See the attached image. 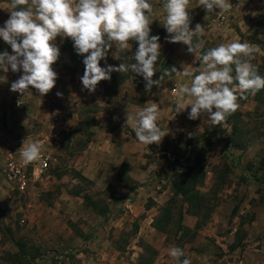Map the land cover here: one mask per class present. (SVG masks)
I'll return each mask as SVG.
<instances>
[{
	"label": "rangeland",
	"instance_id": "1",
	"mask_svg": "<svg viewBox=\"0 0 264 264\" xmlns=\"http://www.w3.org/2000/svg\"><path fill=\"white\" fill-rule=\"evenodd\" d=\"M2 1L10 3V0ZM229 2L233 8L223 12L227 15L226 20L220 23L214 21L219 9L208 13L203 6H199L198 0H189L190 29L194 31L197 24L205 28L202 36L193 38V44L202 42V48L195 53L201 56L221 43L249 42L259 46L260 51L253 54L251 63L258 69V74L264 76V0ZM30 3L31 0L29 5L22 7H28ZM160 13L155 18L161 19ZM149 27L150 37L160 38L157 62L164 60L167 69H177V63L181 64L187 58L179 51L180 43L168 42L170 38L167 36L165 39V34L161 32L164 26L150 23ZM61 40L57 36L53 43L59 45ZM130 42L128 49L117 51L115 46L109 49L102 64L115 66L114 59L118 55L121 56L120 63H137L130 58L135 56L138 42ZM52 68L57 73L54 88L41 97L37 90L30 87L32 96L20 94L22 105L19 107L10 88L23 75V70L1 73L0 127L18 145H23L26 138L29 142L39 141L41 151L50 154V162L49 168L33 178L24 193H19L3 177L4 150H0V231L3 228L2 238L6 242L0 249V264H180L188 257H226L223 264H231L233 259L230 257L241 254H233L232 248L246 246L249 234L256 236L255 243L258 245L255 248H262L264 91L261 97H257L256 93L254 96L250 94L247 100L239 99L240 107L227 118L223 127L210 126L207 116L202 114L197 119L201 130L194 132L195 138H187L179 132L161 147L146 145L140 152L145 160L140 164L142 181L152 180L153 184L155 182L168 189L164 195L166 202L158 208L151 230L149 225L132 220L128 206L133 203V194L124 203L111 184L104 182L97 186L81 180L71 158L83 148L89 136L82 132L87 117L92 118L90 122L97 127L112 124L118 128L127 127L125 132L129 130L124 120L117 116V107L139 108L145 102L146 81L135 73L112 72L111 76L122 80L121 83L117 81L120 99L107 100L103 99L102 88L111 87L110 80L102 81L103 85L98 84L95 92L90 93L83 88L82 82L77 86L73 85V80L69 82L68 76L75 79L76 75L63 69L56 71L54 65ZM195 71L192 70L193 75L198 73ZM155 73L156 80H159L163 69L157 66ZM172 86L173 80L164 78L152 88L165 89L168 94ZM57 93L62 95L58 97ZM135 93L136 96H133ZM238 93L237 90L236 94L240 96L241 93ZM168 106L176 108L170 102ZM184 119L191 121L186 123L187 128L196 121ZM93 127L89 129L90 133ZM164 147L171 157L156 155ZM148 148L150 151L146 153ZM154 161L157 163L154 164ZM151 165L154 167L150 168ZM129 168H123L122 174L127 178ZM182 175H185L186 182H196L187 197L174 195L172 187L176 177ZM61 176H65L63 184L57 181ZM121 185L132 189L137 183L125 180ZM83 195L96 201L97 209L85 204ZM188 196L198 200L201 203L199 211L208 215L196 217L189 213ZM173 198L171 215L160 222V229H155V218ZM155 204L150 196L145 198L140 208L150 209ZM103 208L106 213L99 216ZM197 222L199 228L195 227ZM172 247L183 250L184 256L179 261L169 254Z\"/></svg>",
	"mask_w": 264,
	"mask_h": 264
},
{
	"label": "clouds",
	"instance_id": "2",
	"mask_svg": "<svg viewBox=\"0 0 264 264\" xmlns=\"http://www.w3.org/2000/svg\"><path fill=\"white\" fill-rule=\"evenodd\" d=\"M198 4L208 13L219 9L218 15L233 8L229 0H198ZM24 5H29V0H10V17L0 28V38L14 53L0 54V69L7 72L10 66L12 72L23 70V75L10 88L23 96H32L30 87L41 97L54 88L57 73L52 65L60 55L53 43L57 36L71 38L78 54H88L83 60L85 71L81 82L90 93L95 92L99 82L110 80L112 72L140 75L148 90L174 73L192 77L190 83H182L173 90L178 110L191 106L188 119L196 120L205 114L210 126L223 127L240 107L238 100L247 98L245 93L254 96L264 89V76L251 63L253 54L260 49L249 42L221 43L207 50L200 56L198 74L172 67L164 69L160 79L154 81V64L160 56L161 45L159 36L150 37L152 5L148 0H31L30 6ZM188 5L189 0H166L163 26L170 36L168 42H182L194 53L202 48V42L193 44V38L202 36L205 28L197 24L194 31L190 29ZM129 41L138 42V50L130 58L137 63L100 66L101 60L106 61L109 49L113 46L117 51L128 49ZM61 95L57 93L58 97ZM159 110L156 103L150 102L135 112L127 111L126 124L131 126L138 142L147 146L159 144L166 135L156 123ZM19 152L24 164L37 161L41 144L26 138ZM169 254L177 261L184 256L179 247L170 248ZM180 264H191V261L185 258Z\"/></svg>",
	"mask_w": 264,
	"mask_h": 264
},
{
	"label": "crops",
	"instance_id": "3",
	"mask_svg": "<svg viewBox=\"0 0 264 264\" xmlns=\"http://www.w3.org/2000/svg\"><path fill=\"white\" fill-rule=\"evenodd\" d=\"M148 2L152 5V13L149 14V23H152L154 26L157 27L163 26L166 16V13L163 10V5L166 2V0H148ZM9 4L10 3L7 1L0 0V28L4 26L5 21H7L10 17L11 9L9 8ZM161 10L162 13H160ZM159 13L161 15V19L155 18V16ZM211 23L215 26V22L213 20H211ZM216 26L218 25L216 24ZM161 32L165 34V39L166 36L170 38L166 29L164 28L161 29ZM65 38L66 37H61L62 39L61 42L59 43V45H56L59 48V52H60L57 62L53 64L56 71L58 69L61 70L63 69L64 72H67L63 67L65 60L69 58V54L67 52H64L62 49ZM175 44H179V43H175ZM179 48H180L179 51H181L184 55H187V58H185L186 61H184L183 63L181 64L177 63L178 65L177 71H183V70L190 72H192V70L198 71L200 67V56H198V53L195 52L190 53L188 51V48H186V45L183 44L182 42L180 43ZM9 54L10 55L14 54L12 52L11 46L9 48ZM114 60L116 64L114 67H118L119 63L121 62V56L118 55ZM157 61L154 64L155 69L157 66H160L163 70L167 69L166 66H164V62H165L164 60L160 63H158ZM100 66L107 67L108 65L101 64ZM8 71H12L10 66L8 68ZM2 72H4L3 69H0V79L2 77L1 76ZM74 75H76L75 79H73L72 76H68L69 82L73 80V85L77 86L79 83H81L82 74L76 73ZM165 78L168 81L173 80V86L169 90L170 92L167 94L165 93L166 92L165 89L164 90H160V89L156 90L153 88H151L150 90L147 89L146 90L147 92L143 94V98L145 99L144 100L145 102H143V104L139 106V108H142L145 107L148 103L152 102V103H156L160 109L156 123L162 130H164L166 135L162 138L159 144L154 143L155 146H159V147H161L166 140L175 138L176 134L179 132H183V135L187 138H191V137L195 138L194 132H196V130L198 129L201 130L200 122H197V119L196 121L194 120L195 122H193L194 123L193 126L189 125L188 128L185 127V125L187 126L186 123L188 122L191 123V121H185L184 119V117L188 118L189 113L191 111V106H188L185 109L179 108L178 110V101L173 92V90L178 85L182 83H190L191 77H182L179 73H174L171 77L166 76ZM152 79L156 81L155 76ZM118 82L121 83L122 80H118ZM110 83L112 84V82ZM99 84L103 85V82L101 81L99 82ZM102 91H103V99L108 100L110 98L112 99L119 98L118 97L119 91L117 92V90L115 93L111 94L107 92V87L106 88L103 87ZM136 94L137 93L133 94V96H136ZM164 97L165 100L163 99ZM168 102L176 105L175 110L169 108ZM117 108H118L116 111L117 116H119L120 119L124 120V125L128 126L129 130L125 132V129H127V127H125V129L121 127L118 128L115 127V125H112L111 123H110L111 125H103L101 127H97L98 126L97 125L93 127V130L91 131L92 134L86 138L88 142H86V144L83 146V148H81V150L78 153H76L75 155L73 154L71 158H73V161H75V168L79 170L80 174L84 178H86L91 183L96 184L97 186L100 183H104V182H106L107 184H111L117 190L118 192L117 196H119L120 198L122 197L124 199V203H126V201H129L128 199L129 195L133 194L131 195V197L133 198V203L130 204V206H128L129 212L132 214V220L133 221L138 220V222L141 225H149L150 229L153 230V228L151 227V223L153 221V218L157 215L158 208L160 206H163L164 203L166 202V197H164V195L168 192V189L166 190V188L156 185L155 182L153 184L152 180L147 182L142 181V176H141L142 170H140L141 169L140 164L143 163L145 160L143 159L142 154L140 152L143 151L144 148H146L145 147L146 145L138 142L131 126L126 124L127 111L135 112L139 108L136 109H125L122 107H117ZM182 114L184 117L183 116L181 117ZM202 132H204V129L202 130ZM189 133L192 134L191 137L189 136ZM10 137L11 135L9 133L6 134V130L0 127V150H5L8 148L15 149L16 147L21 148L23 146L22 144L18 145V143L12 142ZM149 151L150 150L148 148L146 150V153H148ZM160 154L162 155L167 154L168 157H171L170 152H167L165 147L163 149L161 148L156 155L158 156ZM155 163L157 162L154 161V164ZM123 167H126V170L130 167L129 172L127 173L128 177L131 181L137 183V186H134L132 189L121 185V182L119 180V171ZM153 167H154L153 165L150 166V168ZM64 177L65 176H63L62 178H60V180L57 181H59L60 184H63ZM150 196L152 197V200H154V202L156 203L155 207H152L150 209L140 208V204L144 203L145 198H148ZM261 230H264V228H261ZM1 231H0V249H2L3 244L6 243L4 242L5 240L2 238L3 228ZM252 235L253 234H249V236L246 238L245 240V243H247L246 246L244 247L242 246L240 248L236 246L235 248H232L233 254L237 255L238 252L241 254L239 257H230L233 259V262H231V264L232 263L233 264H264V243L263 245H261L262 248H255L256 245H258V243H255L256 236H252ZM11 241L13 242L12 239ZM224 258L226 257H191V258L188 257L187 259L191 261V264H223L225 262Z\"/></svg>",
	"mask_w": 264,
	"mask_h": 264
},
{
	"label": "trees",
	"instance_id": "4",
	"mask_svg": "<svg viewBox=\"0 0 264 264\" xmlns=\"http://www.w3.org/2000/svg\"><path fill=\"white\" fill-rule=\"evenodd\" d=\"M9 48L10 45H8L5 41H3L2 38H0V54H3L4 52L9 53ZM64 52H67L69 54V58L65 60V63L63 65L64 69L70 73L71 75H74L76 73H81L82 76L84 75V71H85V65L83 63V60L85 59V57L88 54H84V55H80L77 53V51L74 48V42L71 40V38L66 37L63 47H62ZM103 63V60L100 61V65ZM261 69V68H260ZM119 79L115 76H111V82L112 84L110 85L111 87L107 88V92L108 93H115L118 87V81ZM111 88V89H109ZM264 89H261L259 92H257V97H261L263 94ZM244 95L247 96V98L245 100L248 99V96L250 94L245 93ZM255 100L256 97H255ZM90 120H92V118L89 119V117L85 118L84 121L85 124L82 126V132L85 134H89V136L92 134L90 133V128L93 127L95 124L91 123ZM96 126V125H95ZM86 142H88V140H85V144ZM84 144V145H85ZM124 168V167H123ZM123 168L119 171V180L121 182H125V180L129 181V177H125L123 176ZM192 169V168H191ZM190 169V170H191ZM79 178L83 181H86L87 183L89 182L86 178H84L80 173ZM183 176V177H182ZM181 177H176V181L173 182L172 187L174 190V195H182L184 197H187V195L192 191L191 188L193 186L196 185V182L193 180V183H190L191 180H187L188 182L185 181V175H182ZM190 199H187L188 205H189V213H192L193 215L197 216H204V215H208V213H203L201 212V210L199 211V208L201 206V203L196 200L195 198H193L192 196H188ZM83 199L85 201V204H87L88 206L93 207V209H97V203L96 201H92V198L88 195H83ZM175 199L173 198L171 201H169V203L167 204L166 207H164L160 213L159 216L155 218V223L153 225V227L155 229H160L159 228V224L163 219L168 218L171 215V210L173 209V203H174ZM92 209V208H91ZM106 213V209H100L99 214L101 216H104ZM197 228H199L198 222L196 223ZM149 249V248H147Z\"/></svg>",
	"mask_w": 264,
	"mask_h": 264
},
{
	"label": "built area",
	"instance_id": "5",
	"mask_svg": "<svg viewBox=\"0 0 264 264\" xmlns=\"http://www.w3.org/2000/svg\"><path fill=\"white\" fill-rule=\"evenodd\" d=\"M226 16L227 15L223 13L217 15L214 21L222 23L226 20ZM10 92L15 97L14 101L16 106H21L22 101L20 100V93ZM49 162L50 154L41 151L39 160L24 164L19 149L8 148L4 150L3 177L16 191L24 193L28 188L29 182L49 168Z\"/></svg>",
	"mask_w": 264,
	"mask_h": 264
}]
</instances>
